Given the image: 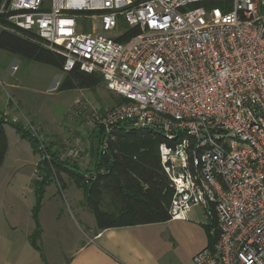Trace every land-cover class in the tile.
Masks as SVG:
<instances>
[{
    "label": "built area",
    "instance_id": "obj_1",
    "mask_svg": "<svg viewBox=\"0 0 264 264\" xmlns=\"http://www.w3.org/2000/svg\"><path fill=\"white\" fill-rule=\"evenodd\" d=\"M215 1L228 2L229 10L210 8ZM263 6L264 0H9L0 7L15 28L64 57V72L97 73L126 101L96 118L104 135L126 124L162 136L170 219L199 208L216 221L215 241L194 255V264H264ZM83 19L90 32H83Z\"/></svg>",
    "mask_w": 264,
    "mask_h": 264
},
{
    "label": "rangeland",
    "instance_id": "obj_2",
    "mask_svg": "<svg viewBox=\"0 0 264 264\" xmlns=\"http://www.w3.org/2000/svg\"><path fill=\"white\" fill-rule=\"evenodd\" d=\"M81 21L77 19L78 23ZM63 76L50 66L22 61L0 50V121L3 116L8 121L15 119L36 133L41 144L52 145L60 161L74 163L80 170L92 169L95 163L90 143L97 133L96 118L101 110H109L119 99L103 84L95 90L57 91ZM3 128L8 148L0 168V192L5 184L9 196L0 194V218L9 217L12 208L28 217V207L36 200L34 179L40 178L39 162L43 158L49 161V154L40 157L11 125L4 124ZM62 181L66 185L63 190L55 182L46 188L41 215L48 232L52 231L54 216L59 218V235L55 240L56 252L60 253L58 264L81 241L90 238L95 229L93 215L83 206L82 190L66 175H62ZM111 206L106 196L103 207L112 211Z\"/></svg>",
    "mask_w": 264,
    "mask_h": 264
},
{
    "label": "trees",
    "instance_id": "obj_3",
    "mask_svg": "<svg viewBox=\"0 0 264 264\" xmlns=\"http://www.w3.org/2000/svg\"><path fill=\"white\" fill-rule=\"evenodd\" d=\"M4 1L7 3L9 0H0V7ZM228 7L226 1H215L210 6L222 13L227 12ZM260 12L264 15V6ZM76 15L82 16L86 13ZM6 17L7 15L0 14V50L15 55L22 61L44 64L63 73L57 91L95 90L102 84V79L97 73L87 74L78 69L64 72L62 55L44 48L38 37L15 28ZM82 23L83 32H90L89 21L83 19ZM127 38L128 35L116 40L122 42ZM118 99L116 105L109 110L126 102L122 98ZM102 113L103 110L100 114ZM3 117L0 121V168L8 148L4 124L11 125L22 139L28 140L34 153L40 157L44 153L49 154V161L43 158L39 162L40 179H34L36 200L32 218L35 229L29 236V241L40 253L36 245L41 234L38 213L45 190L50 183L55 182L60 190L66 188L62 175H66L76 188L82 190L83 206L93 215L97 231L164 223L170 220L168 208L173 189L160 165L158 147L162 142V136L156 131L128 129L126 124H121L111 133L104 135L97 124V133L90 143V152L95 164L92 169L80 170L74 163L72 165L60 161L58 152L52 150V145L41 144L37 134L32 130L24 128L18 122H4ZM105 139L107 148L102 150L101 144ZM106 196L111 201L112 211L103 207ZM210 223L207 232L209 246L217 237V232H212L216 225L215 218Z\"/></svg>",
    "mask_w": 264,
    "mask_h": 264
},
{
    "label": "crops",
    "instance_id": "obj_4",
    "mask_svg": "<svg viewBox=\"0 0 264 264\" xmlns=\"http://www.w3.org/2000/svg\"><path fill=\"white\" fill-rule=\"evenodd\" d=\"M2 193L9 196L5 184ZM2 203L7 201L2 199ZM34 205L28 207V217L12 208L9 217L0 218V264L60 262L55 243L59 218L54 216L52 231L48 232L41 218L43 204L38 213L41 234L36 242L41 253L29 241L35 229ZM210 222L199 208H193L183 220L103 231L95 228L90 238L86 237L64 257L62 264H194V255L208 245Z\"/></svg>",
    "mask_w": 264,
    "mask_h": 264
}]
</instances>
